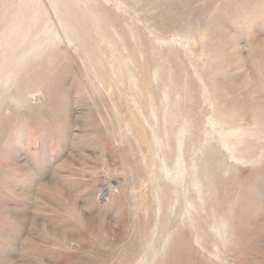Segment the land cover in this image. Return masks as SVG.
Returning <instances> with one entry per match:
<instances>
[{"label":"rangeland","instance_id":"rangeland-1","mask_svg":"<svg viewBox=\"0 0 264 264\" xmlns=\"http://www.w3.org/2000/svg\"><path fill=\"white\" fill-rule=\"evenodd\" d=\"M0 2V264H264V0ZM81 37L163 63L159 82L146 66L133 77L156 92L147 117L156 104L166 121L151 123L158 155L180 133L185 168L152 179L151 125L119 95L121 61L94 65Z\"/></svg>","mask_w":264,"mask_h":264},{"label":"bare ground","instance_id":"bare-ground-1","mask_svg":"<svg viewBox=\"0 0 264 264\" xmlns=\"http://www.w3.org/2000/svg\"><path fill=\"white\" fill-rule=\"evenodd\" d=\"M1 3V2H0ZM8 3V2H7ZM56 4V3H54ZM59 4V3H58ZM13 7V6H12ZM229 7V6H228ZM56 8V7H55ZM4 10V9H3ZM58 12V10H57ZM60 12V11H59ZM110 13V12H109ZM5 14V13H4ZM111 14V13H110ZM106 15V14H105ZM108 15V14H107ZM79 16V15H78ZM216 16V14L214 15V17ZM101 17V16H100ZM109 17V16H108ZM112 18L114 16H111ZM221 17V16H220ZM2 18V17H1ZM4 18V17H3ZM76 18V17H75ZM79 18V17H78ZM108 19V18H107ZM99 22L101 23V19H99ZM110 23V22H109ZM218 23V22H217ZM220 25V24H219ZM111 27V26H110ZM107 33H108V30H107ZM224 35V34H222ZM8 38V37H7ZM68 40V39H67ZM72 40V39H71ZM77 41L81 42L82 45H84L85 47V50L89 53L91 52L92 56L88 55V57L91 59V62H93L94 65H98V66H103L105 65V63H103V60L105 57L106 61L108 62H113V59L112 60H108L111 59V58H117L119 59L121 62L116 66L117 67V71H116V75H117V79H118V82H119V85L121 86V90L119 91L120 94L119 95H122V96H127V101H126V104H127V107L129 108V112H131L134 115L136 114H139L140 116L143 117L144 120H146V122L149 124V126L151 125L152 121L156 124V122L158 123H166V121L163 119L162 117V112H160L158 110V108H156V104H150L149 103V107L151 108L150 109V116L152 117V119L148 118L147 115H146V112H147V109L146 108H143V104L145 102V98L146 97H149V96H152L153 93H156L155 91H151V89H142V88H137L135 83V79L133 77V75L135 74L134 72V68L135 67H142L143 69L145 68V66L147 68H151L152 70H154V77L156 78V81L158 80H161V75L164 73H162V71L160 69H162L163 67V63H157L156 59L153 58V56H151L152 54H150L149 52L146 53L145 51V48H144V44L142 45V47L140 46L138 49L139 51H137L135 53V55L133 57H135L133 60V62H131L130 58L127 57L126 55H123L118 46H116L114 44V41L112 39H83L81 37V39H77ZM87 41V42H86ZM226 42V41H225ZM260 43H263L264 45V39H260L259 40ZM114 47L113 48V52H115L116 54L113 55L112 51L108 48H109V45ZM114 44V45H113ZM83 47V46H82ZM105 55V56H104ZM96 56V57H95ZM102 57V61H100L98 58ZM114 56V57H113ZM116 56V57H115ZM150 56V65H148L146 62H141L142 60L139 59L140 57L143 58V57H148ZM93 57V58H92ZM104 57V58H103ZM127 57V58H126ZM138 58V59H137ZM154 59V60H153ZM174 58L171 57V55H169V57L167 59H164V62H169L170 64V61L173 60ZM195 60V59H192V61ZM115 61V60H114ZM129 61V62H128ZM130 62L133 63L132 66H130ZM136 62V63H135ZM262 62V61H261ZM107 63V62H106ZM196 64V63H195ZM262 64V63H261ZM192 65V64H191ZM194 65V64H193ZM170 66V65H169ZM196 66V65H195ZM110 69V68H109ZM145 70L147 69H144V72ZM260 71V70H259ZM258 71V72H259ZM113 72V71H112ZM150 72V71H149ZM261 72V71H260ZM198 73V72H197ZM151 74V73H150ZM114 75V74H113ZM149 77H151L149 75ZM154 77H151L152 79ZM165 77V75H164ZM261 77V76H260ZM100 82V81H99ZM159 82V81H158ZM200 82V81H199ZM203 83V81H202ZM160 84V83H159ZM202 85V84H201ZM101 86V85H100ZM159 88V87H158ZM186 88V87H185ZM160 89V88H159ZM166 90V89H165ZM105 91V90H104ZM173 92V91H172ZM186 92V91H185ZM106 93V92H105ZM195 93V92H194ZM163 94V93H162ZM184 94V93H183ZM187 94V93H186ZM196 94V93H195ZM157 95V94H156ZM164 95L166 96V98L170 97V94L169 92L167 91H164ZM193 96V95H191ZM198 96V95H197ZM188 97V96H187ZM113 98V97H111ZM208 98V97H207ZM213 98V96H212ZM149 101V100H148ZM170 101V100H169ZM151 102H154V99L151 101ZM167 102V101H166ZM132 103H134V105L132 106ZM147 103V102H146ZM165 103V102H164ZM166 108V107H165ZM236 110V108H233ZM171 110V109H170ZM184 115H185V118H187L189 116V109H188V104L186 105V107H184ZM168 111V109H167ZM249 111V110H248ZM169 112V111H168ZM234 112V111H232ZM145 113V114H144ZM167 113V112H166ZM183 114V113H182ZM224 115V113H223ZM172 116V115H171ZM169 116V117H171ZM162 117V118H161ZM168 117V116H167ZM184 118V117H183ZM167 119V118H166ZM176 119V118H175ZM180 119V118H179ZM185 120V119H184ZM145 122V121H144ZM185 122H184V129H185ZM187 128V126H186ZM158 130V129H157ZM163 130L166 132L167 129H164ZM151 138L147 137V139H151L150 141V144L153 145L155 148L152 149V154H151V157H150V163H151V175H152V179L155 181V182H158L157 180L162 181V174H169L170 172H168L169 170L167 169L168 165L172 164L173 163V166H174V163H176L178 167H183L185 168L186 164L188 163V157L186 155V150L182 148L181 146V143H182V139H183V136L180 135V133L176 136L173 135L172 138L166 136V147H167V151L162 155H158V149H159V143L157 142L159 140L158 136L156 135L158 132L154 129V127H152L151 125ZM168 131V130H167ZM150 133V132H149ZM159 135V134H158ZM146 137V135H145ZM161 138V137H160ZM175 138L176 142L178 145H180L178 147V152H177V155L176 156H173V152H172V149H173V139ZM163 142V141H162ZM164 150V149H163ZM176 159H175V158ZM172 159H175L174 162H172L173 160ZM70 161V158L68 159ZM172 160V161H171ZM218 163V162H217ZM70 166V165H69ZM140 166V165H139ZM138 168V167H137ZM73 171V170H72ZM174 171V170H173ZM181 171V170H180ZM198 171V170H197ZM168 176V175H167ZM70 178V177H69ZM168 178V177H167ZM151 179V181H152ZM174 179V177H173ZM172 180V178H171ZM179 180V179H178ZM64 181V180H63ZM160 185V184H159ZM157 186H158V183H157ZM55 192L57 193H60V194H67L68 197H70V200L69 202L71 203V205H73L74 203V195L73 194H69L70 193V187H66L65 186V182H62L61 181V177L59 175L56 176V178L52 181V184L50 186ZM108 189H109V185L106 186ZM159 191H158V195L157 196L158 198L162 197L163 193L165 195H167L166 192H164V187H162V185H160L158 188H157ZM109 191V190H108ZM161 191V192H160ZM69 192V193H68ZM162 193V194H161ZM154 197V196H153ZM155 198V197H154ZM162 199V198H161ZM159 199H157L158 201ZM159 202V201H158ZM165 202V201H164ZM58 205L59 207L62 209L63 206H61V204L58 202ZM65 212V211H64ZM77 213V212H76ZM71 215H74L72 213H70ZM77 215V214H75ZM79 216V215H78ZM209 216V215H208ZM85 217V216H84ZM98 217V216H97ZM242 218V217H241ZM79 220L83 219L81 218L80 216L78 217ZM85 219V218H84ZM208 219V218H207ZM87 220V219H86ZM82 221V220H81ZM226 221V220H225ZM98 222V221H97ZM80 224V223H79ZM223 224V223H222ZM263 224V223H262ZM262 224H252L249 226V228L251 229V231H259L262 228ZM91 225V223H90ZM63 229H64V232H61L58 234L61 235V237H64L65 238V241L68 240V241H71V240H74V238L72 236H70L68 233L72 230V231H75L77 229H81L79 226L77 225H73L72 223H69L68 221H64L63 224ZM99 226V225H98ZM85 227V226H84ZM70 228V229H68ZM102 228V227H101ZM215 230V228H214ZM172 232V231H171ZM178 232V231H177ZM180 233V232H179ZM261 233H264V232H261ZM175 234V233H174ZM93 235V234H92ZM76 236V235H75ZM82 236V235H81ZM190 237V236H189ZM82 238V237H81ZM170 239V238H169ZM60 240V239H59ZM78 240V239H77ZM173 240H175L173 238ZM70 243V242H69ZM168 243V242H167ZM166 248V247H165ZM172 264V263H171Z\"/></svg>","mask_w":264,"mask_h":264}]
</instances>
